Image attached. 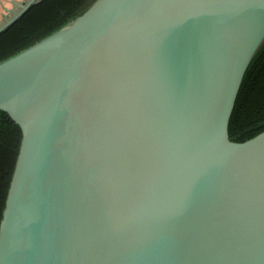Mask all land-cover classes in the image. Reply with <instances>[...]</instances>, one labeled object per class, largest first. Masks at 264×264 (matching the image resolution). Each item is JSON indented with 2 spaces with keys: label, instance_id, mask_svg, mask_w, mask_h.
I'll list each match as a JSON object with an SVG mask.
<instances>
[{
  "label": "water",
  "instance_id": "1",
  "mask_svg": "<svg viewBox=\"0 0 264 264\" xmlns=\"http://www.w3.org/2000/svg\"><path fill=\"white\" fill-rule=\"evenodd\" d=\"M263 41L264 0H94L1 61L0 264H264V130L228 133Z\"/></svg>",
  "mask_w": 264,
  "mask_h": 264
},
{
  "label": "trees",
  "instance_id": "2",
  "mask_svg": "<svg viewBox=\"0 0 264 264\" xmlns=\"http://www.w3.org/2000/svg\"><path fill=\"white\" fill-rule=\"evenodd\" d=\"M94 0H40L0 32V62L30 47L79 16ZM264 130V41L243 75L228 124L231 140ZM20 132L0 111V220L15 163Z\"/></svg>",
  "mask_w": 264,
  "mask_h": 264
},
{
  "label": "crops",
  "instance_id": "3",
  "mask_svg": "<svg viewBox=\"0 0 264 264\" xmlns=\"http://www.w3.org/2000/svg\"><path fill=\"white\" fill-rule=\"evenodd\" d=\"M1 1L3 2L4 6L9 9L12 7L13 3L19 4V3L26 1V0H1ZM1 12H2V9L0 7V22L2 20Z\"/></svg>",
  "mask_w": 264,
  "mask_h": 264
},
{
  "label": "flooded vegetation",
  "instance_id": "4",
  "mask_svg": "<svg viewBox=\"0 0 264 264\" xmlns=\"http://www.w3.org/2000/svg\"><path fill=\"white\" fill-rule=\"evenodd\" d=\"M16 10H17V9H14V10L12 11V13L7 14V15L4 16L3 18L5 19V18H8L10 15H13V14L16 12ZM4 19H2L0 23H2Z\"/></svg>",
  "mask_w": 264,
  "mask_h": 264
},
{
  "label": "rangeland",
  "instance_id": "5",
  "mask_svg": "<svg viewBox=\"0 0 264 264\" xmlns=\"http://www.w3.org/2000/svg\"><path fill=\"white\" fill-rule=\"evenodd\" d=\"M10 16H11V15H10ZM10 16H9V17H10Z\"/></svg>",
  "mask_w": 264,
  "mask_h": 264
}]
</instances>
